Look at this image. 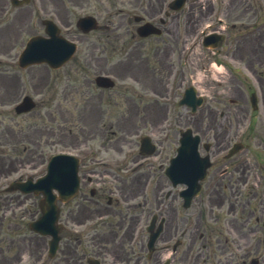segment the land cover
<instances>
[{
	"label": "flooded vegetation",
	"instance_id": "flooded-vegetation-1",
	"mask_svg": "<svg viewBox=\"0 0 264 264\" xmlns=\"http://www.w3.org/2000/svg\"><path fill=\"white\" fill-rule=\"evenodd\" d=\"M129 1H132L134 5L131 6L132 17L139 15L146 21L156 18L166 4L163 2L168 0H145V3H142L143 0ZM242 1L240 0V2ZM248 7L246 3H230L224 10V14L230 22L234 21L233 18H246ZM212 11L213 5L209 4L205 10L198 11L197 20H203ZM181 13L182 10L166 16L169 18L167 33L172 38L171 42L182 41L187 34L196 32V29H187L185 32L178 31ZM262 38L263 35L260 33L240 38V51H237L235 56L236 61L238 63L240 61L243 66H241V71L233 69L231 72V77L237 86L235 94L237 97H244L241 87L245 89L252 87L247 83V72L254 76L258 82L255 86L262 92L261 100H258V103H261V110L257 112L259 114L240 116L237 124L240 123L243 126L242 131L232 133V136L240 135L244 139L255 140L256 147H252L251 143H244L246 148L241 153L228 158L219 157L217 154L224 149V140L230 138L231 132L219 131V129H223L222 123H211V128L214 130L215 146L212 154L214 165L209 180L212 187L209 199L212 206L218 207L226 200L227 213L232 216L227 223L228 229L233 230L240 237L241 242L235 243L237 247H213L210 249L211 252L209 249L199 247L193 253L190 252L191 250L183 251L178 248H173L168 253L169 245L160 244V250L153 255L155 264H164L165 262L168 264H204L206 262L209 264H249L250 257L256 259V264H264V252H262L264 247V71H262L264 68V45ZM217 176L219 177L217 178ZM217 185L224 188L223 197L214 194ZM110 192L111 189L108 186L101 185L97 194L99 197H104ZM167 198L168 195L160 198L159 201H156L155 206L160 210L159 213L165 217V228L161 234L162 242L170 241L178 227L174 219L175 209L172 204L166 202ZM85 201L84 198L83 224L85 225L86 243L91 246L90 254L96 256L95 258L99 257L102 262L125 264L128 259L124 247H134V242L137 247H143L142 235L135 238L134 226L127 225L122 218L118 220L112 218L108 223L110 227L108 232L99 234L97 232L99 224L95 217L102 218L107 214L98 208L92 210L84 203ZM0 206V211H2L3 205ZM110 245L112 247H109ZM87 251L88 249L85 248V255ZM170 255L171 257H169ZM75 264H83V261L80 263L75 261Z\"/></svg>",
	"mask_w": 264,
	"mask_h": 264
},
{
	"label": "rangeland",
	"instance_id": "rangeland-1",
	"mask_svg": "<svg viewBox=\"0 0 264 264\" xmlns=\"http://www.w3.org/2000/svg\"><path fill=\"white\" fill-rule=\"evenodd\" d=\"M11 44L12 43H9V47H11ZM38 71H40V74L39 75H42L41 74V71H43V76L45 75V78H46V72H48V69L45 67V66H40V67H38V70H37V72ZM48 74H49V72H48ZM50 77H51V83H53V81H55V79H54V77H53V75H50ZM67 77H66V75H63V73H61L60 72V75L58 76V78L56 79V87L54 88V90H56V91H58L59 90V94H61V92H60V89L63 87V85H66L67 84V79H66ZM76 78H78V76H74L73 77V79L71 80V81H69L70 82V84L71 83H74V84H79V81L78 80H75ZM75 80V81H74ZM47 89H50V88H45L44 89V91H46ZM52 90V89H51ZM56 116H57V120L59 121V119H60V116H58L57 114H56ZM75 131V130H74ZM59 135V133H56V136H58ZM81 143H83V141H81V140H78V142H77V144H80V146H79V149H74L75 151H73V148H71V147H65V146H62V145H69L68 143H65V144H61V145H54V147L52 148V146H51V148L52 149H50V150H45L44 152H43V155L41 156V158H40V161L39 162H43V164L44 163H46V161L48 160V158H49V156L51 155V154H53V153H56V152H58V151H73V152H78V150H82L83 151V144H81ZM48 148H50V147H46L45 149H48ZM82 163H83V161H82ZM69 234H67V235H65L66 237H65V239L61 242V247H67L65 244L66 243H69L70 245H71V247H75V244H78L77 245V247H80V245H79V243H78V240H75L74 242H72L71 241V239L70 240H68L67 239V236H68ZM69 238H72V239H75V236H72V235H70L69 236ZM47 240H48V238H44V237H39L38 238V242H39V247H46V245H47Z\"/></svg>",
	"mask_w": 264,
	"mask_h": 264
},
{
	"label": "clouds",
	"instance_id": "clouds-1",
	"mask_svg": "<svg viewBox=\"0 0 264 264\" xmlns=\"http://www.w3.org/2000/svg\"><path fill=\"white\" fill-rule=\"evenodd\" d=\"M24 260H25V262H26V264H27V262L29 261V256H28L27 253H26L25 256H24Z\"/></svg>",
	"mask_w": 264,
	"mask_h": 264
}]
</instances>
